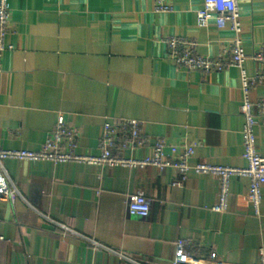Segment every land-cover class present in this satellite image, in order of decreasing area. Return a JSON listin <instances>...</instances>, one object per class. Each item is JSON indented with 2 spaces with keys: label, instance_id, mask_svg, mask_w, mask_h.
<instances>
[{
  "label": "crops",
  "instance_id": "1",
  "mask_svg": "<svg viewBox=\"0 0 264 264\" xmlns=\"http://www.w3.org/2000/svg\"><path fill=\"white\" fill-rule=\"evenodd\" d=\"M10 0L13 46L0 57V149L39 150L64 114L81 135L80 151L97 155L105 123L142 122L144 145L191 143L192 163L246 166L238 68L203 73L168 57L170 36L196 42L204 56L227 58L229 28L197 27L204 0ZM249 56L264 45V0H239ZM252 76L261 67L250 58ZM264 97V83L251 92ZM264 157V124L255 130ZM168 152V150H167ZM14 202L0 201V264H173L176 242L206 260L257 264L264 248V189L258 212L245 178L232 181L229 209L215 212L219 183L176 169H125L81 163L4 161ZM143 192L149 216H132ZM64 224L71 231L64 229ZM125 255L127 259L118 254ZM207 264V262H203Z\"/></svg>",
  "mask_w": 264,
  "mask_h": 264
},
{
  "label": "built area",
  "instance_id": "2",
  "mask_svg": "<svg viewBox=\"0 0 264 264\" xmlns=\"http://www.w3.org/2000/svg\"><path fill=\"white\" fill-rule=\"evenodd\" d=\"M157 12H171L173 7L164 0H156ZM219 29L229 28L234 39L228 51L227 58L222 56H204L197 51L196 42L187 38L170 36L165 44L168 57L177 66L203 73L222 71L228 66L239 69L241 79L242 101L240 112L244 118L241 130L243 158L246 166L233 167L216 163H192L196 148L191 143L169 145L162 139H157L152 151L146 155H135L144 145L142 122L135 118H123L112 123H105L102 137L99 141L97 155L80 151L81 135L77 127L70 124L64 114L56 118L54 129L39 150L0 149V201L14 202L18 197V189L10 183L4 168V161L52 162L55 164L81 163L94 166L122 167L125 169H143L154 167L159 170L176 169L179 179L172 186H181L190 172L196 175H210L219 183L218 201L211 208L215 212H226L229 209L232 181L235 178H245L248 182V201L258 212L263 200L264 189V157L257 149L255 130L258 124H264V97L252 100L250 94L260 84L264 83V45L249 56L245 50L242 33L243 26L239 0H204L203 7L197 12V27L204 28L210 24ZM11 30L10 0H0V57L13 46L7 43ZM251 59L261 65L252 76L245 69V61ZM168 150V152H167ZM129 214L145 218L151 212V204L143 192L132 195L128 204ZM64 229L71 231L64 224ZM5 238L0 233V242ZM188 243L180 239L176 242L173 264H226L217 253L212 252L206 260L190 254ZM123 259L125 255L118 254ZM259 262L264 264V248L258 250Z\"/></svg>",
  "mask_w": 264,
  "mask_h": 264
}]
</instances>
